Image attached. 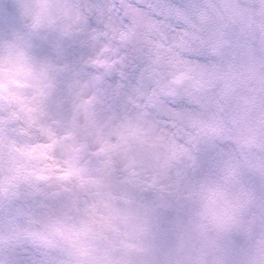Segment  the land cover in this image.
<instances>
[{"label": "clouds", "instance_id": "9594fccd", "mask_svg": "<svg viewBox=\"0 0 264 264\" xmlns=\"http://www.w3.org/2000/svg\"><path fill=\"white\" fill-rule=\"evenodd\" d=\"M180 2L107 42L0 0V264H264V0Z\"/></svg>", "mask_w": 264, "mask_h": 264}, {"label": "snow or ice", "instance_id": "6c2138e0", "mask_svg": "<svg viewBox=\"0 0 264 264\" xmlns=\"http://www.w3.org/2000/svg\"><path fill=\"white\" fill-rule=\"evenodd\" d=\"M80 6L88 20L87 35L92 40L107 42L127 39L137 18L147 21V31H159L167 38L177 31L180 21L187 20L192 10L191 5L180 0H80ZM136 70V65L130 64L121 73L122 79L130 78ZM4 130V121H0V133Z\"/></svg>", "mask_w": 264, "mask_h": 264}]
</instances>
